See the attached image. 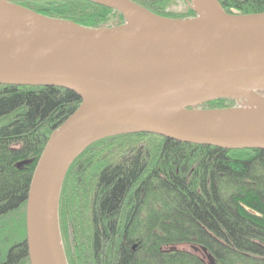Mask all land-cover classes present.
<instances>
[{"label":"trees","instance_id":"16d2710c","mask_svg":"<svg viewBox=\"0 0 264 264\" xmlns=\"http://www.w3.org/2000/svg\"><path fill=\"white\" fill-rule=\"evenodd\" d=\"M175 20L177 0H130ZM228 14L264 13V0H219ZM41 15L89 29L124 16L89 1H24ZM59 87L0 86V264H30L26 205L52 133L81 105ZM236 106L230 99L201 109ZM59 222L68 264H264V150H224L151 134L103 139L72 164Z\"/></svg>","mask_w":264,"mask_h":264},{"label":"water","instance_id":"95a60500","mask_svg":"<svg viewBox=\"0 0 264 264\" xmlns=\"http://www.w3.org/2000/svg\"><path fill=\"white\" fill-rule=\"evenodd\" d=\"M0 0V86L59 87L79 108L51 135L26 205L30 264H68L59 222L77 158L114 136L151 134L224 150H264V13L228 14L189 0L197 17L158 16L130 0H82L126 23L89 29ZM230 99L236 106L197 108Z\"/></svg>","mask_w":264,"mask_h":264},{"label":"rangeland","instance_id":"374dc122","mask_svg":"<svg viewBox=\"0 0 264 264\" xmlns=\"http://www.w3.org/2000/svg\"><path fill=\"white\" fill-rule=\"evenodd\" d=\"M186 11H187L186 3L179 1V0L172 2L167 8V12L170 14H174V15H183L184 13H186Z\"/></svg>","mask_w":264,"mask_h":264}]
</instances>
